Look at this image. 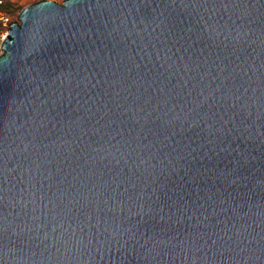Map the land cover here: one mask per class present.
<instances>
[{
	"label": "water",
	"instance_id": "95a60500",
	"mask_svg": "<svg viewBox=\"0 0 264 264\" xmlns=\"http://www.w3.org/2000/svg\"><path fill=\"white\" fill-rule=\"evenodd\" d=\"M18 21L0 264H264V0H44Z\"/></svg>",
	"mask_w": 264,
	"mask_h": 264
},
{
	"label": "built area",
	"instance_id": "2783aa9c",
	"mask_svg": "<svg viewBox=\"0 0 264 264\" xmlns=\"http://www.w3.org/2000/svg\"><path fill=\"white\" fill-rule=\"evenodd\" d=\"M14 0H0V56L3 54V44L5 40L8 38L10 32L12 30V27L10 25L19 23L18 17L15 16L11 9H10V2H13ZM44 1V0H35V2ZM48 1H56L57 3L62 4V2H58L57 0H48Z\"/></svg>",
	"mask_w": 264,
	"mask_h": 264
},
{
	"label": "rangeland",
	"instance_id": "374dc122",
	"mask_svg": "<svg viewBox=\"0 0 264 264\" xmlns=\"http://www.w3.org/2000/svg\"><path fill=\"white\" fill-rule=\"evenodd\" d=\"M58 2H62L65 0H57ZM10 9L12 13L17 16L26 6L35 3V0H14L10 2Z\"/></svg>",
	"mask_w": 264,
	"mask_h": 264
}]
</instances>
